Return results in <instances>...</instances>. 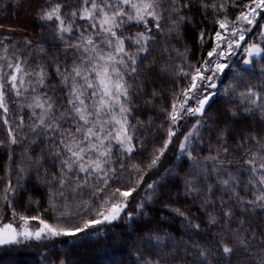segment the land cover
I'll return each instance as SVG.
<instances>
[{"label": "snow or ice", "instance_id": "snow-or-ice-1", "mask_svg": "<svg viewBox=\"0 0 264 264\" xmlns=\"http://www.w3.org/2000/svg\"><path fill=\"white\" fill-rule=\"evenodd\" d=\"M78 3L72 7L66 0H45L36 14L42 26H53L62 60L58 56L33 66V52L47 56L43 44L27 36L16 40L12 28L0 35V126L6 134L0 147L7 150L9 161L0 177V247L60 238L76 245L102 232L107 235L106 229L123 220L126 228L112 232V243L134 245L132 264H174L180 244L185 256L191 247V264H213V257H219L215 264H264V223L254 225L246 218L257 210L264 214V134L245 132L230 145V125L217 123L225 115L238 119L241 113L258 114L264 123V0H198L204 15L199 23L208 28L198 29L197 40L201 49L209 47L196 60L190 58L187 44L183 50L168 46L171 39L183 41L186 26L195 27L196 20L187 14L197 6L194 0ZM132 27L142 30L129 32ZM20 43L27 52L13 51ZM161 43L166 59L142 64ZM153 68L173 81L167 106L164 90L146 89L153 83ZM257 71L258 78L253 76ZM53 78L58 84L50 83ZM56 91L64 95L47 94ZM27 92L31 101L17 102L18 112L30 110L26 122L23 115L12 117L9 98ZM138 96L146 108H158L162 119L136 116ZM218 97L229 106L220 105L213 113ZM205 132L215 133V154L200 156ZM208 143L213 147L210 139ZM20 145L23 150L13 163V149ZM35 148L39 151L33 155ZM234 151L242 157L234 158ZM169 153L172 161L162 168ZM30 172L46 188V206L41 209V201L29 194L25 211H18L14 201L25 191ZM174 177L182 181L175 198H192L207 224L218 229L212 233L213 247L199 241L189 245L183 237L177 241L168 232L159 235L141 226L142 218L149 216L146 206L173 199ZM217 187L221 195L214 199ZM133 201L135 211H129ZM163 207L182 218L185 232L205 233L198 217L168 203ZM32 208L36 214H26ZM166 239L172 242L171 250L165 249ZM41 264L73 262L63 257L50 261L44 253Z\"/></svg>", "mask_w": 264, "mask_h": 264}, {"label": "trees", "instance_id": "trees-1", "mask_svg": "<svg viewBox=\"0 0 264 264\" xmlns=\"http://www.w3.org/2000/svg\"><path fill=\"white\" fill-rule=\"evenodd\" d=\"M68 4L72 7H79L78 0H66ZM197 6H194L188 15H191L195 20V27L189 25L184 28L183 32V41L177 39H171L168 42L169 50L174 46L175 48H179L183 50L185 44L191 49L190 58L192 60H196L202 53V51L207 50L209 47L208 44H205L204 49H201L198 44L197 34L198 29L201 27L208 28L207 24L201 25L199 21L204 19V15L202 13L201 8L198 6V0H194ZM45 4V0H0V25H3L0 28V35H7L8 29H15V32L12 33L15 39L18 41H22L23 37L27 36L29 39H32L40 44H43L47 50V56L40 54L39 56L33 52L31 58H29V63L33 66L37 61H43L46 64L48 63L49 58L55 59L56 57H60L63 59L62 53V45L54 36L53 26H42L39 21L36 19L37 11L41 6ZM212 16L211 10L208 11L207 17L210 19ZM142 30L141 28L132 27L128 29L129 32H135ZM157 39H161L159 36ZM10 43V41H9ZM35 46L33 45V48ZM163 44H158L155 46L152 55L147 59L142 61V64H149L153 59H155L156 63L159 64L162 60L166 59V54L162 52ZM16 50H22L27 52V49L23 48V44L20 43L17 45ZM11 55V53H10ZM172 56L174 57V62L179 63L178 59H175V53L172 52ZM3 61H0L2 63ZM6 72L10 71L9 69H5ZM48 71L50 73L53 72L52 67L48 66ZM153 83L150 85H146L147 91L150 93L152 87L157 88L158 90H164L163 93V105L167 106L168 103V95L167 89L172 85L173 81L169 76H159L156 73L155 68H153ZM260 75L259 71L253 73V76L258 78ZM251 82L253 84L258 82V79H252ZM52 84H58V79L53 78L50 81ZM23 91V89H22ZM50 96L62 97L64 93L60 91L48 92ZM32 93L27 92L22 97H15V94H10L9 98V107L12 110V117L15 118L18 115H23L25 117V121L27 122L28 115L30 114V110L27 107L24 108L23 112L17 111V102L20 104L26 105L31 101ZM136 105L139 107V111L134 109V114L138 116L141 120H147L149 115L155 116L157 121L162 119L161 116L158 115V108L149 109L146 108L143 104V97H135ZM157 105H160L162 101L157 99L155 101ZM232 104H236V101H232ZM220 105H224V107H228V102L217 98V103L213 105V109L210 111L215 113ZM237 111H241L239 107H237ZM224 122H227L231 127V133L229 135V144L234 145L237 138L243 139V134L245 132H255L257 135L264 134V123H261L260 118L257 115L253 117L245 116L241 113L238 119H233L230 116L225 115L222 121H218L217 123H221L223 125ZM135 123V120L132 121ZM143 135V133H141ZM6 134L5 130L2 126H0V139H5ZM209 139L211 140V144L213 147H209ZM204 144L199 145V155L207 156L210 153L215 154L214 145L217 143L215 133H212L209 136V133L205 132L204 134ZM43 146V145H41ZM23 150V145L15 146L13 151L16 155L13 158V163L18 160L19 152ZM39 151V148H35L33 151V155ZM174 151V150H173ZM230 151H233L230 148ZM234 158H241L242 153L240 151H234ZM233 158V157H230ZM139 159V157H137ZM172 161L171 153L168 154V158L164 160L162 164V168L166 167L168 163ZM8 153L7 150L0 147V177L5 175V166L8 164ZM184 168L188 167L187 161H183ZM209 168H211V162L209 163ZM231 170L235 171V166H231ZM15 171L12 172V179L15 182ZM209 181L215 183V177L210 176ZM171 184L173 185L172 193L173 199H162L158 200L155 205L146 206L147 211L149 213L148 217L142 218L141 226L147 231L148 229H152L156 231L159 235H164L165 232L171 234L177 241L180 240L181 237L185 241L189 242V245L192 242L199 241L202 244H205L208 247L214 246V238L212 236L213 232H216L218 229L215 226H209L206 221L205 213L199 208L197 203H194L192 198H184L180 197L179 199L175 198L176 191H182V181L180 177H174L171 180ZM4 181L0 180V189L3 188ZM31 195L34 199H38L41 201V209L46 206L45 203V195L46 188L43 185L39 184L38 177L35 172H30L25 180V191L20 193L19 199L14 201V206L18 211H25V203L27 201L28 195ZM136 195V194H134ZM221 192L219 187L216 188L214 193V199L217 196H220ZM164 203L171 204L174 207H181L183 210H186L189 215H194L198 217L197 222L201 224V227L206 231L203 234H197L192 232H185L182 226V218L176 216L167 208H164ZM227 206V205H225ZM216 207H219V204H216ZM129 211H135V201L130 205ZM211 210V206L209 207ZM5 221L9 219V211L5 207L3 211ZM26 214L34 215L36 214V209H28ZM49 218V217H45ZM247 219L251 220L254 225H259L264 223V214L257 210L255 216H248ZM126 228V225L123 220H121L118 224L115 225V228L112 230L106 229L105 231L108 233L105 235L103 232L99 237H94L91 240L83 241L76 245L68 242V238H60L52 242L45 241L41 242H26L21 245L11 246V247H0V264H41V255L46 253L47 258L50 261L56 260L58 257H63L66 260L72 261L73 264H132L133 257L130 255L134 245L133 244H125V245H113V240L115 237L112 235L113 231L122 232ZM173 247L170 239L165 240V249L171 250ZM184 247L183 244L179 245L177 249L178 257L177 260L174 261V264H191L192 262V249L189 246L188 255L185 256L180 249ZM219 257H213V264H215V260ZM233 264H235V260H233Z\"/></svg>", "mask_w": 264, "mask_h": 264}]
</instances>
